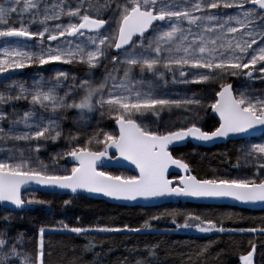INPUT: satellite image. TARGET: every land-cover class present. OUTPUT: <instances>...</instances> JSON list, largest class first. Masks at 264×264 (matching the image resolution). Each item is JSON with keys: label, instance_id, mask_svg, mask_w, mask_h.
I'll use <instances>...</instances> for the list:
<instances>
[{"label": "snow or ice", "instance_id": "1", "mask_svg": "<svg viewBox=\"0 0 264 264\" xmlns=\"http://www.w3.org/2000/svg\"><path fill=\"white\" fill-rule=\"evenodd\" d=\"M0 41V205L9 213L0 217V264H47L48 229H38L33 252L26 249L23 233L13 235L11 224L15 209L50 203L25 199V192L38 190L33 185L123 201L183 197L264 203V179H201L172 151L188 139H246L257 131L264 137V88L253 86L257 80L264 83V0H0ZM55 64L79 66L83 72L58 69L31 84L14 78L18 70ZM234 77L247 83L234 90L228 82ZM176 84L214 85L212 102L191 87L184 95H170L169 85ZM209 109L219 117L213 130L199 123ZM176 110L182 116L179 126L171 122ZM165 113L170 127L163 122ZM70 114L75 132L65 130ZM104 119L114 121L118 132L104 131L99 123ZM93 120L94 131L81 142ZM60 141L63 151L48 162L40 158ZM240 152L236 167L243 159L264 176V143H246ZM67 158L75 165L58 170ZM113 159L133 165L138 174L99 170ZM173 166L186 173L176 183L169 179ZM71 203L64 201L65 206ZM172 223L201 233L235 231L225 228L223 220L199 215ZM150 228L147 220L136 228L69 227L61 221L56 231L87 236ZM240 231L264 234V227ZM96 247L89 239L83 251ZM159 248L145 246V255L134 264H159ZM210 248L202 247L197 256ZM250 248L240 256L242 264H255L257 246L250 242ZM99 256L94 253L89 264ZM120 264H129L127 257Z\"/></svg>", "mask_w": 264, "mask_h": 264}, {"label": "trees", "instance_id": "2", "mask_svg": "<svg viewBox=\"0 0 264 264\" xmlns=\"http://www.w3.org/2000/svg\"><path fill=\"white\" fill-rule=\"evenodd\" d=\"M113 124L114 121L110 120L108 124L100 127L103 129L112 128ZM160 130L163 131L164 128ZM88 134H90L89 131L83 130L81 142L86 140ZM239 145L240 142H229L211 149L194 148L189 145L181 150H174L173 155L189 163L192 172L198 178L233 179L231 178L233 174L240 173L239 168L236 167ZM63 150V145L52 146L41 155L44 157L42 160L48 162L55 152ZM189 150L196 151L200 156V159L194 158L192 164L190 158H188L189 155L184 154ZM59 165L67 166L66 160H61ZM115 173L124 176L131 175L123 170H115ZM65 200H71L72 203L65 206ZM57 206L56 213L71 219L74 218V221L76 218H81L90 227H123L128 225L136 228L142 227L146 220L151 223L150 229H145L140 233H113L106 237H98L94 233H89L87 236L73 233L70 238L56 244L58 250L64 251L70 260L77 256L82 257L80 264H89L90 261H93L95 259L94 253H100L96 264H120L126 257L129 264H134L136 258L145 255V246L153 244L160 245L159 264H242L240 256L251 250L250 242L257 246L255 261L259 255L264 254V234L240 231V229L264 227V211L253 212L231 207H206L191 204L167 205L153 209L128 208L87 198H64L60 196L57 198ZM41 208V205L34 204L31 205V210L28 212L11 213L13 231L30 233V226L33 225L35 235L38 237V229L41 227L39 224L42 220V214H39ZM0 210L2 213L9 215L1 208ZM28 213L33 215L27 217ZM188 215H199L213 221L223 220L225 228L234 229L235 231L214 233L207 236L179 231L177 226L172 223V219H176L177 223H183L184 217ZM153 216H159L161 219L152 220L151 217ZM228 217H231V219H228ZM89 239H94L97 247L93 252L84 253L83 247ZM209 244H211V248L208 253L198 257L199 250ZM133 248H138L140 251L130 252L129 250Z\"/></svg>", "mask_w": 264, "mask_h": 264}, {"label": "rangeland", "instance_id": "3", "mask_svg": "<svg viewBox=\"0 0 264 264\" xmlns=\"http://www.w3.org/2000/svg\"><path fill=\"white\" fill-rule=\"evenodd\" d=\"M0 45H2V42L0 43ZM58 69L71 71L77 75H80L83 72V69L80 68L79 66L55 64V65H45V66H43V68L32 67L29 69L18 70V71H21L22 73L20 74V76L14 77V78L18 79V80H25L28 82V84H31L33 79H38L40 75L48 76ZM228 82L233 84L234 90L241 89L244 86V84L247 83L246 78H244V77L230 78L228 80ZM253 86L256 88H264V83H261L259 80H257L255 82H253ZM189 87H191L194 91L201 92V94L206 97L208 103L212 102L211 97L214 94L213 88L216 87L214 85L213 86H195V85L185 86V85H181V84L169 85L168 92L170 95H175L177 93H179L180 95H184L185 89L189 88ZM21 104H22L21 107H27V105L24 104L23 102H21ZM71 115H73V114H70L69 120L65 121V130L66 131L69 129H72L73 131L76 130L75 126L72 123ZM97 119H99L98 114H97ZM181 120H182V116L180 114V110H176L175 112H173V114L171 115V122H175L176 125H179ZM109 121H110L109 119L101 120L99 122L100 126H104V125L108 124ZM163 122L165 123L166 126H169V127L172 126L170 119H169V116L166 113L164 114V121ZM90 123L92 124V127H87L84 130H87L90 133H92L95 129L96 121L93 120ZM199 123L204 127L205 130H213L215 127H217L218 122L214 118L211 117L210 109H209L207 114L203 116V119L201 121H199ZM104 129H106L104 131H107V132H117V130L114 128V126L112 128H104ZM246 143H264V137L255 138V139H246V140L242 141L239 145L238 157L241 156L240 150H241V148L246 146ZM58 144L64 146L63 141L58 142ZM184 154L189 155L188 158H190L191 164H192V162H193L192 160L194 158L200 159V156L194 150H189L187 152H184ZM184 156L187 157L186 155H184ZM40 158L43 159L44 157L41 156ZM239 164H240V166L237 168H239L240 173L239 174L238 173L233 174L231 176V178H233V179L256 178L257 180L264 179V176H257L256 175V171H257L256 168L251 167V166L246 167L244 165L243 159H240ZM71 167L72 166H69V165H67V166L59 165L58 170L62 171L63 169H70ZM102 171L108 172V173L113 174V175H120V174L115 173V169H112V170L104 169ZM33 196L36 199H41V200H45V201L50 202L48 205H41L42 208L39 212L40 215L42 214V220L40 221L41 223L39 225L41 227H45L46 229H48V231H46V234H45V251H46V253L50 252L51 254L46 255V257H45L47 264H70V261L73 258L70 260V258L67 255H65L64 251H62L60 249L58 250L56 244L63 242V240H66L67 238H70L73 233L68 232V231H56V229H58L60 227L61 221L68 224L69 227H85V228H88L90 226L86 225V223L83 220H81V218H76L74 221L73 220L74 218L71 219V218H68L67 216H63L59 213H56L57 207H58L57 206V198L59 196L67 198L66 196H61V195H56V194H43L40 192L32 191V192L28 193L27 196H25V199L32 198ZM4 215H7V214L2 213V211L0 210V217H3ZM32 215H33L32 213H28L27 217H30ZM43 218H47V219H43ZM175 226H176V224H175ZM178 230L185 232V233H192L193 235L201 234V236L207 235L209 233H213V232L201 233V232L196 231L195 228H191V229L178 228ZM29 231H30V233L29 232L23 233L24 239H25V247L27 250L34 252L39 237H37V235H35V228L33 227V225L30 226ZM17 233H19V232L13 231V235H15ZM92 233L96 234L98 237H106L109 234H112V233H95V232H92ZM77 249H78V247H77ZM71 254H68V255L70 256ZM77 257H79V256H77ZM50 258H51V260H50ZM263 263H264V254L259 255L255 261V264H263Z\"/></svg>", "mask_w": 264, "mask_h": 264}, {"label": "water", "instance_id": "4", "mask_svg": "<svg viewBox=\"0 0 264 264\" xmlns=\"http://www.w3.org/2000/svg\"><path fill=\"white\" fill-rule=\"evenodd\" d=\"M18 75H19V71H17L14 74V77ZM0 79H3V77H0ZM211 116L215 118L218 122L219 117L217 114L211 112ZM114 127L118 132V126L115 123H114ZM257 137H262L258 131L252 137H248V138H257ZM241 140H245V138L229 137L227 139H217V140L209 141V142H201V141L188 139L184 142H180L179 144L172 146V150L186 148L189 144L197 148L211 149V148H214L215 146L225 145L229 142H237ZM67 164L69 166H74L75 162L72 161L71 158H67ZM104 169H107V170L120 169V170H126L130 172L132 175L138 174L133 165H130L126 161H122V160L119 163H117L115 159L111 161L106 160L104 163V166L101 167L99 170L102 171ZM183 175H186V173L182 169H177L174 166L169 169V179H171L174 183H176L178 180L173 179V177H178L179 179V177ZM32 187L33 189H38L36 190L37 192L44 193V194H57V195L67 196V197L82 196V197L91 199L93 201L104 202L110 205L128 207V208L150 209V208L163 207L169 204H180L181 203V204H191V205L206 206V207H231V208H238V209L253 211V212L264 211V203L256 202V203L245 204V203L235 201L230 198L197 199V198H183V197H180V198L166 197V198H158V199H150V200L137 199L135 201H123V200H114L112 198L105 197L100 194H91V193H86V192H80L78 194H73L68 190L39 188L38 186H35V185H33ZM1 207L3 208L4 206L1 205ZM9 207H13V206H9ZM29 209H30L29 205H26L24 209H15L13 212H23Z\"/></svg>", "mask_w": 264, "mask_h": 264}]
</instances>
